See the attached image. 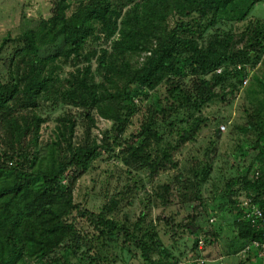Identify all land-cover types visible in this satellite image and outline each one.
<instances>
[{"label":"trees","instance_id":"16d2710c","mask_svg":"<svg viewBox=\"0 0 264 264\" xmlns=\"http://www.w3.org/2000/svg\"><path fill=\"white\" fill-rule=\"evenodd\" d=\"M71 1L55 0L53 14L47 19H28L9 60V80H0V264H20L26 260L35 264L52 261L71 264V248L79 249V241L85 239H88L87 254L90 253L94 260L103 258L89 244L92 238L83 237L68 218L76 208L74 188L78 179L104 152L116 149L111 147V142L101 145L92 137V127L96 123L94 112L114 122L112 128L104 132L105 138L110 132L122 137L132 125L133 116L141 109L133 96L143 100L166 78L171 82L179 77L180 82L173 85L172 90L181 89L180 95L185 101L179 102L180 96L171 91L173 95L165 96L166 104L159 102L155 107H148L139 128L132 130L117 145L119 155L126 163L147 167L153 176L177 168L179 162L175 160V154L195 139L206 123V118L196 117V114L215 98L225 100L226 97L221 96L223 93L216 89L231 74L227 68L221 73L216 72L229 58L228 52L211 54L210 48L204 49L198 43L197 38L200 39L203 33L201 21L213 16L211 24H214L216 19L218 21L219 17L229 13L235 20H244L253 7L241 9V2L237 0H139L122 14L113 9V0H79L77 9L69 15ZM174 11L183 16H196L191 22L182 20L171 27L169 17L172 13L175 15ZM97 28L101 29L107 42L111 40L110 50L105 49L100 54L95 69L90 65L77 67L65 79L64 85L58 86L57 61L79 57ZM255 32L257 36L259 32ZM256 45H261L258 38ZM144 51L149 52L144 62L133 65L128 56ZM187 70L200 74L188 81L197 93L195 98L180 87ZM244 72L243 67L234 74L239 77ZM97 76L101 81L96 80ZM231 94L237 95L236 92ZM52 97L53 106L58 105L60 99L67 106L84 109L88 124L80 140H76V116L66 113L59 118L55 139L44 144L40 142L41 127L46 120L33 112L43 99ZM173 117L188 124V128L182 127L178 131L180 136L174 145L165 144L163 125L166 119ZM262 121H259V128ZM211 163L207 162L199 173L191 172L198 180L195 190L203 202L201 184L210 174ZM189 179V175L179 174V190L188 188ZM166 190H171V186L167 185ZM249 191L254 193L251 203L264 209L263 176L254 180L244 175L230 178L223 192L236 211V229L228 253H232L233 247H236L234 251H241L260 236L259 229L245 217L250 204L244 205L239 199L240 193ZM113 205H117L114 197L95 216L98 225H102L97 227L101 229L97 238L108 233L131 242L137 238L134 229L140 226L144 213L131 229L113 217H107L108 213L114 214ZM82 215L92 216L93 212L84 211ZM196 220L197 215L193 214L191 221ZM200 229L196 225L191 231L196 237L193 247L197 255L200 235L205 237L206 245L207 241H212L207 238L208 232ZM119 231L123 233L118 234ZM212 231L211 235L218 238L219 232ZM65 246L69 251L62 255L63 258L56 256L57 250ZM140 247L145 259L153 261L147 244L140 243ZM160 252L165 257L162 255L157 264L183 263L161 245Z\"/></svg>","mask_w":264,"mask_h":264},{"label":"rangeland","instance_id":"374dc122","mask_svg":"<svg viewBox=\"0 0 264 264\" xmlns=\"http://www.w3.org/2000/svg\"><path fill=\"white\" fill-rule=\"evenodd\" d=\"M138 1L113 0V9L126 14ZM237 2H241V9L253 5L244 20H235L229 13L219 17L218 21L216 19L214 24H211L213 16L201 21L203 33L200 39L197 38L198 43L204 49L210 48L211 54L228 52L229 58H226L216 72L221 73L227 68L231 74L216 89L223 93L221 96L226 97L225 100L215 98L196 114V117L206 118V123L202 125L195 139L190 140L175 154V160L179 162L177 168L161 171L153 176L147 167L126 163L123 156L119 155L120 147L117 145L132 130L139 128L147 115L148 107H155L159 102L166 104L165 96L173 95L171 91L180 96L179 102L185 101L180 95L181 89L177 92L172 90V86L180 82L179 77L171 82H167L166 78L163 83L150 90L148 97L143 100L133 96L134 102L140 104L141 109L133 116L132 125L122 137L110 132L109 137L105 138L104 132L110 130L114 122L94 112L96 123L92 127V137L101 145L109 141L111 147L116 149L104 152L93 162L91 169L78 179L74 188L76 208L68 218L75 223L83 237L92 238L88 241L89 244L103 258L94 260L90 253L87 254L85 250L88 239H85L79 241V249L71 248V264H157L163 255L160 245L167 248L183 264L194 260L191 263L193 264L196 263L197 253L193 247L196 237L191 231L196 225L200 230L208 232L207 238L212 240L207 241L205 258L208 262L205 264H264V256L256 253L254 257L251 256L252 253L242 254L238 250L234 251L236 247L232 248V253H228L236 229V211L224 196L226 184L230 178L242 175L253 180L260 176L264 178V0ZM78 5L79 0H72L68 14H72ZM54 6L55 0H0V80H9V60L18 46L19 34L29 23L28 19H47L53 14ZM174 12L175 15L172 13L169 17L171 27L182 20L191 22L196 16H183L182 13ZM255 31L259 32L257 36ZM257 38L261 41L260 46L256 45ZM111 46V40L107 42L101 29L97 28L95 34L87 40L79 57L71 56L67 60L61 58L57 61L56 72L60 79L58 86L64 85L65 79L77 67L90 65L95 69L100 54L105 49L110 50ZM148 53L144 51L128 58L133 65H139L144 62ZM243 67L245 72L242 76L234 74ZM198 76L200 74L187 70L181 80L182 86L180 83V87L193 98L197 93L189 86L188 81ZM96 80L99 82L101 78L97 76ZM232 92L237 95H232ZM128 99L131 101V98ZM52 102L54 97L43 99L33 112L46 120L41 127L40 142L44 144L55 139L59 118L66 113L76 116V140H80L88 124L84 109L67 106L60 99L58 105L53 106ZM171 120L166 119L163 125L164 142L174 145L180 136L178 131L182 127L188 128V124L175 117ZM259 121H262L260 128ZM207 162L212 163L208 178L201 184L203 202L195 190L198 180L191 172L199 173ZM179 174L190 176L187 189L179 190ZM167 185L171 186V190H166ZM253 194L250 191L240 193L239 199L242 204L248 205ZM112 197L117 200V205H113L114 214L108 213L107 217H113L122 226H131L133 229L138 217L144 213L140 226L134 229L137 238H133L131 242H124V237L118 238L108 233L100 237L101 239L97 238L101 233L100 227H97L102 225H98L95 216ZM84 211L93 212V215L83 216ZM193 214L197 215L194 222L191 221ZM212 230L219 232L218 238L211 235ZM122 233L119 231L118 234ZM137 242L139 245L136 246ZM140 243L147 244L150 259L153 261L145 259ZM67 249L68 246L61 247L55 255L63 258L62 255L69 251ZM20 264L35 262L26 260Z\"/></svg>","mask_w":264,"mask_h":264},{"label":"built area","instance_id":"2783aa9c","mask_svg":"<svg viewBox=\"0 0 264 264\" xmlns=\"http://www.w3.org/2000/svg\"><path fill=\"white\" fill-rule=\"evenodd\" d=\"M246 82V81H245ZM250 204L249 208L245 211V217L250 220L251 224L257 227L260 231V236L257 239L250 241L243 249L240 251L242 254H259L264 256V209L251 203V200L248 201ZM206 243L205 237L200 235L198 241V252L199 255L195 258V261L198 264H204L208 262V259L205 258L206 256ZM194 260H189V263H192ZM183 264V263H182ZM187 264V262L185 263Z\"/></svg>","mask_w":264,"mask_h":264}]
</instances>
